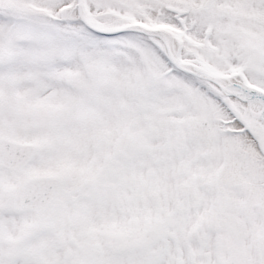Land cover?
<instances>
[{
  "label": "snow or ice",
  "instance_id": "6c2138e0",
  "mask_svg": "<svg viewBox=\"0 0 264 264\" xmlns=\"http://www.w3.org/2000/svg\"><path fill=\"white\" fill-rule=\"evenodd\" d=\"M0 264H264V0H0Z\"/></svg>",
  "mask_w": 264,
  "mask_h": 264
}]
</instances>
